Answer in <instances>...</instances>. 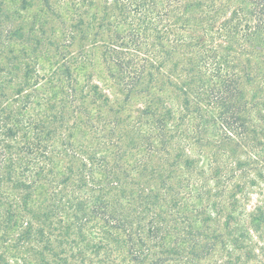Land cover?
Wrapping results in <instances>:
<instances>
[{"label": "trees", "instance_id": "16d2710c", "mask_svg": "<svg viewBox=\"0 0 264 264\" xmlns=\"http://www.w3.org/2000/svg\"><path fill=\"white\" fill-rule=\"evenodd\" d=\"M254 233L264 0H0V264H236Z\"/></svg>", "mask_w": 264, "mask_h": 264}, {"label": "rangeland", "instance_id": "374dc122", "mask_svg": "<svg viewBox=\"0 0 264 264\" xmlns=\"http://www.w3.org/2000/svg\"><path fill=\"white\" fill-rule=\"evenodd\" d=\"M78 46H80V42H77ZM87 42H84L83 45L86 46ZM77 46V44H76ZM175 92V91H174ZM252 192H255V189L252 190ZM257 197L255 195L249 196V201L248 204L249 206H252L253 204L256 203ZM264 238L257 237V234L252 235V245L251 249L249 250V258L240 261L239 263L237 262L236 264H264V243H263Z\"/></svg>", "mask_w": 264, "mask_h": 264}]
</instances>
